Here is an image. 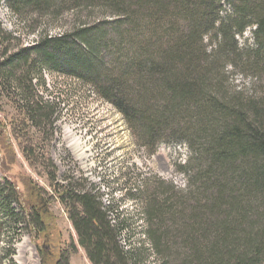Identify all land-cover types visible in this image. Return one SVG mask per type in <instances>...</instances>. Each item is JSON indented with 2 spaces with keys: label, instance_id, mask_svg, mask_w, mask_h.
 I'll return each instance as SVG.
<instances>
[{
  "label": "trees",
  "instance_id": "obj_1",
  "mask_svg": "<svg viewBox=\"0 0 264 264\" xmlns=\"http://www.w3.org/2000/svg\"><path fill=\"white\" fill-rule=\"evenodd\" d=\"M30 1L37 4L39 0ZM95 1L116 14L114 28L118 35L136 31L138 19L147 20L150 38L161 34V41L155 43L159 46L151 53L145 54L151 46L140 32L136 36L143 38V45L141 39L139 44L129 41L127 53H121L123 46L117 47L113 60L120 70L116 68V78L110 75L113 69L104 72L108 76L103 82L97 70L101 68L103 72L100 50L105 46L104 35L96 37L93 29L81 26L61 36L40 34L33 43L20 46L12 44L15 38L0 23V111L6 100L17 112L18 117L10 122V133L19 140L25 159L31 164L38 162L44 169L55 198L68 215L78 245L91 264H147L149 255L144 241L131 240L128 219L114 207L104 205L99 190L91 188L85 178L71 177L59 183L53 162L45 155L38 156L35 147L26 145V127L43 133L52 128L57 116L58 101L49 98L44 72L59 70L64 64L59 63L58 52L75 45L78 50H85L86 58L82 60L81 54H73L72 49L68 55L71 70L81 68L96 75L98 92L122 113L140 141L152 146L165 138L183 136L194 153L195 146L198 148L196 154L201 163L195 177L201 183L196 191L203 190L204 198L194 199L189 190L186 196L182 195V206L186 208L192 200L194 212L208 208L216 215L221 202L227 200L233 210L237 209L239 224L234 226L220 219H186L180 237L186 244L184 255L188 256L182 264H264V110L253 102L242 103L239 98L226 95L219 80L227 62L233 66L237 61L243 65L264 64V0H223L231 9L223 17L219 15L221 0H74L79 4ZM40 2L38 7L44 9L51 5L48 0ZM144 8L153 13H142ZM174 19L184 21L183 25ZM123 25L125 29L121 28ZM251 25L255 26L256 48L242 56L235 36ZM127 26L130 27L126 29ZM212 31L214 48L207 53L200 46L203 36ZM129 45L143 48L134 53ZM0 143L6 148L10 145L7 123L1 121ZM0 160L8 163L5 152L0 154ZM194 175L192 172L190 177ZM232 184L238 190H231ZM150 197H141L144 235L152 250L158 252L162 241L158 229L163 218L177 217L163 206L166 198L157 202ZM209 203L212 205H205ZM43 215L36 204L23 201L15 182L4 177V182H0V236L2 223H10L16 231L24 223L37 232ZM207 227L214 230L213 236H206L202 247L198 234ZM68 257L60 254L55 261L43 259L40 264H69ZM0 264L15 263L9 258L3 263L0 259Z\"/></svg>",
  "mask_w": 264,
  "mask_h": 264
},
{
  "label": "rangeland",
  "instance_id": "obj_2",
  "mask_svg": "<svg viewBox=\"0 0 264 264\" xmlns=\"http://www.w3.org/2000/svg\"><path fill=\"white\" fill-rule=\"evenodd\" d=\"M40 1L43 0L32 4L30 0H0V23L2 28L15 38L12 44L26 46L33 43L40 34L48 37L61 36L72 33L81 26L93 29L94 36L104 35L105 39V46L100 50L104 62L100 66L103 72H100L101 68L100 71L95 69L100 75L101 82L108 76V73L104 72L113 69L114 71L110 70V75L116 78L114 75L116 68L120 70V65L113 60L114 53L119 51L117 47L123 46L121 53H127L126 50L129 48L126 44H129V41L139 44L141 38L136 36L139 32L144 35L143 37L147 36L146 40L151 46L150 49L146 48L145 54L151 53L159 46L155 43L161 41L160 33L153 36L154 38L149 37L151 32L147 34V31L150 28H146L147 20L144 19H138L136 31L118 35L114 28V23L118 19L116 14L106 7L102 8V2L99 1L92 3L81 1L79 4L74 0L53 2L48 0L51 5L47 9L38 7ZM221 4L219 15L223 17L229 14L231 9L223 0ZM148 12L153 13L147 8L142 11L146 14ZM177 21L183 25L184 21ZM217 24L218 22L214 24L215 27ZM124 27L125 25L121 26L125 29ZM128 27L130 26L126 29ZM254 29V25L248 26L241 34L235 36L242 56L256 48ZM213 35V31L204 35L201 46L199 45L207 53L214 48ZM143 42L142 38L140 45H143ZM129 46L131 48V45ZM70 48L58 52L59 63L64 64L59 70L50 69L44 72L46 87L51 93L49 98L58 101V111L55 114L57 116L52 128L48 127L40 134L32 128L26 127L23 130L26 145L35 147L38 156L45 155L56 166L57 181L63 183L64 179L71 177L85 178L91 188L99 190L103 194L104 205L114 207L128 219L131 240L135 243L145 242L144 246L149 254L147 264L184 262L188 255H184L187 249L180 232L182 229L183 233V225L189 217L191 220L196 217L204 218L203 222L220 219V222L230 226L239 224L237 209L233 210L227 200L221 202V210L217 211L219 216L213 215L208 208H200L201 210L194 212L192 200L191 205H186V208L182 206V195L186 196L189 190H192L194 199L204 198L201 195L202 188L199 193L196 191V186H200L201 183L195 177L201 163V158L196 154L198 148L195 146L194 153L182 139L183 136L178 139L165 138L152 146L149 142L140 141L122 113L98 92L94 82V78L97 79L96 75L81 68L71 70L73 66L68 63V55L72 54V49L73 54L77 52L81 54L82 60L86 58V53L85 50H78L80 48L77 45ZM139 48L131 50L135 53ZM242 58V61H245V58ZM260 59L263 57L260 56ZM240 62L237 61L235 66L227 62L222 67L224 73L222 72L219 77L221 89L226 95L239 98L242 103H255L263 111L264 64L252 66L253 64L243 65ZM17 117L12 104L4 100L0 121L7 123L10 145L6 148L0 143V154L5 152L8 161L5 163L4 160H0V182H4V177L15 182L23 195V201L30 200L44 215L42 226L37 232L31 231L24 223L18 231L14 230L10 223H2L0 236L2 263L11 258L15 264H40L43 259L55 261L63 254L69 255V264H91L82 247L78 245L68 215L55 198L44 169L38 162L31 164L25 159L18 146L19 140L11 135L10 122ZM186 121L188 122V119ZM192 172H195V175L191 178ZM234 177H237V174ZM233 188L238 190V186L232 184L230 189ZM138 189L140 194H137ZM29 194L31 196L28 198ZM148 194L151 195L152 201L159 202L166 198L163 206L177 217L174 220L167 219V216L163 218L165 221L158 229L162 235L158 252L152 250L144 235V204L141 197ZM205 205L211 206L212 203ZM15 207L19 209L16 204ZM250 219L255 223L252 216ZM207 229L198 234L201 240L198 243L202 247L206 245L205 237L213 236L214 230L208 227ZM124 239L125 235L122 239L123 244Z\"/></svg>",
  "mask_w": 264,
  "mask_h": 264
},
{
  "label": "bare ground",
  "instance_id": "obj_3",
  "mask_svg": "<svg viewBox=\"0 0 264 264\" xmlns=\"http://www.w3.org/2000/svg\"><path fill=\"white\" fill-rule=\"evenodd\" d=\"M73 145V144H72Z\"/></svg>",
  "mask_w": 264,
  "mask_h": 264
}]
</instances>
